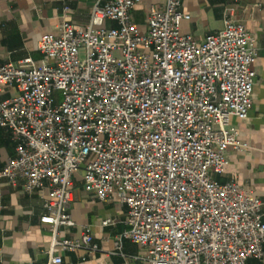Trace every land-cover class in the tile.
Here are the masks:
<instances>
[{"label":"built area","instance_id":"2783aa9c","mask_svg":"<svg viewBox=\"0 0 264 264\" xmlns=\"http://www.w3.org/2000/svg\"><path fill=\"white\" fill-rule=\"evenodd\" d=\"M138 1L95 0L86 25L63 19L41 36L40 62L0 63V127L16 144L0 178L27 193L49 189L48 264H68L61 251L83 260L101 251L89 224L62 235L78 225L69 212L77 174L93 198L127 207L111 253L124 256L129 239L143 264L263 261L262 199L217 178L230 149L249 148L231 120L248 118L256 40L233 6L199 41L182 30L191 18L182 0L151 6L142 27Z\"/></svg>","mask_w":264,"mask_h":264},{"label":"crops","instance_id":"0c3cea01","mask_svg":"<svg viewBox=\"0 0 264 264\" xmlns=\"http://www.w3.org/2000/svg\"><path fill=\"white\" fill-rule=\"evenodd\" d=\"M95 0H0V63L21 62L32 58L40 62L45 58L38 49L41 36L57 30L63 19L75 25L89 22ZM104 0H102L103 2ZM183 9L191 14L183 20L184 33L192 34L201 41L209 33L223 28V12L228 6L236 8V14L247 26L256 40L258 57L255 63L256 78L254 97L248 118H232L239 129L240 138L249 148L245 152L228 151L229 164L221 182L236 181L253 191L262 199L264 212V0H182ZM163 0H139L132 11L134 22L145 25L148 10L153 5H162ZM65 6L71 11L66 12ZM116 26V22H107ZM13 91L7 90L3 97ZM16 144L7 128L0 127V171L8 158L15 155ZM50 197L48 188L27 193L23 183L11 185L0 178V264H48L47 250L50 246L51 230L40 220L43 203ZM77 226L64 230L62 235L77 236L81 226L89 224L94 242L101 248L85 260L84 252L61 251L68 264H143L135 258L143 250L129 239L123 240L122 252L111 253L118 234L127 229L125 223L127 207L116 198L102 202L83 189L80 174L75 176L74 198L70 204ZM111 218L114 224L102 226L103 219ZM247 264H264L250 258Z\"/></svg>","mask_w":264,"mask_h":264}]
</instances>
